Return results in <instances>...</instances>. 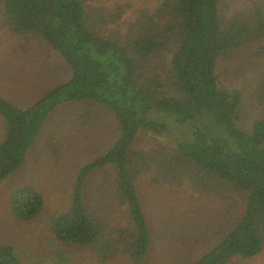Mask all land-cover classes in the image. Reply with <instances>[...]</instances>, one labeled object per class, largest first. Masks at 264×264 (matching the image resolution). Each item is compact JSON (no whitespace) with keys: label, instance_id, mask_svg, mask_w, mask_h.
<instances>
[{"label":"trees","instance_id":"1","mask_svg":"<svg viewBox=\"0 0 264 264\" xmlns=\"http://www.w3.org/2000/svg\"><path fill=\"white\" fill-rule=\"evenodd\" d=\"M219 1L161 0L156 9L127 17L126 5L114 0H3L1 31L13 37L16 51L29 57L42 44L70 75L23 106L0 94V182L23 165L60 108H105L117 125L112 145L79 170L68 209L49 224L55 240L95 248L106 261L111 254L114 261L150 264L155 211L167 195L182 200L187 225L195 202L184 198L192 190L198 191V205L202 195L234 190L241 202L210 250L180 264H227L263 251L264 120L254 121L248 132L238 129L241 95L221 86L216 68L250 45L264 50V0L244 1L229 18ZM256 89L264 100V76ZM142 132L166 135L171 144L137 150ZM65 136L66 128H57L52 144ZM99 172H107L125 210L123 230L106 225L87 202L88 176ZM10 206L17 219L32 221L43 196L26 186L10 195ZM0 264L24 263L12 246L0 244Z\"/></svg>","mask_w":264,"mask_h":264},{"label":"rangeland","instance_id":"2","mask_svg":"<svg viewBox=\"0 0 264 264\" xmlns=\"http://www.w3.org/2000/svg\"><path fill=\"white\" fill-rule=\"evenodd\" d=\"M114 1L126 5L123 8L128 17L144 9H156L161 0ZM244 1L220 0L218 8L229 18L233 9ZM2 3L0 0V11ZM1 30L0 24V94L4 98L23 106L69 77V69L51 49L39 44L34 46L31 56L24 57L21 50L16 51L18 45L14 46L13 37ZM262 45L264 43L259 44ZM257 49L250 45L233 60L219 62L216 68L221 86L241 95L237 127L244 132L250 130L254 121L264 120V100L259 99L256 89L257 82L264 76V50L257 52ZM61 127L66 128V136L63 142L54 145L56 129ZM116 129L115 120L105 108L86 104L60 108L45 123L23 165L0 182V244L12 246L24 264H140L124 258L114 261L111 254L106 261L97 249L60 243L49 232L51 221L71 203L79 170L112 145ZM169 144L171 139L166 135L142 132L135 148L147 150ZM106 174L88 176L87 202L106 225L123 230L127 225L125 210L114 198ZM162 182L169 183V180L165 177ZM26 186L36 188L43 196V207L32 221L17 219L10 206V195ZM190 194L192 197L184 199L195 202L191 224L183 223L186 211L181 209L182 200L172 195H167L155 211L152 224L155 243L150 264H180L187 258L202 257L241 202L234 190L221 191L212 197L202 195L199 205L198 191L192 190ZM158 230L169 231L170 235L161 238ZM227 264H264V249L253 259L235 258Z\"/></svg>","mask_w":264,"mask_h":264}]
</instances>
